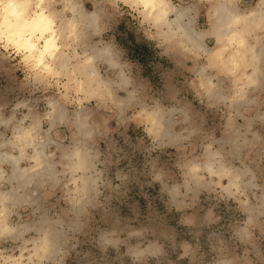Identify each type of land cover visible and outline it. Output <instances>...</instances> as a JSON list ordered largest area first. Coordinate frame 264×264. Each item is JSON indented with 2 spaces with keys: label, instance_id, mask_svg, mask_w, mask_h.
Returning <instances> with one entry per match:
<instances>
[{
  "label": "rangeland",
  "instance_id": "1",
  "mask_svg": "<svg viewBox=\"0 0 264 264\" xmlns=\"http://www.w3.org/2000/svg\"><path fill=\"white\" fill-rule=\"evenodd\" d=\"M80 1L86 10L102 13L97 1L94 6ZM178 1L170 0L189 7L192 26L210 34L215 0L201 4V11L207 6L208 31L194 26L196 3ZM258 1L233 4L242 14ZM111 2L125 21L116 39L147 40L135 11ZM61 4L48 0L46 8ZM154 27L178 52L201 53L197 62L163 59L160 48L153 57L139 47L144 60L126 64V73L115 42L104 40L117 61L115 67L103 62L109 71L102 61L95 63L99 80L112 85L108 95L95 94V81H82L77 70L58 69L57 61L43 69L0 39V154H22L18 168H31L33 145L44 142L43 160L50 165L16 191L15 180L6 179L12 164L0 158V198L9 194L0 199V212L13 231H0V264H264V76L239 88L240 60L224 52L211 57L213 34L215 42L203 38V47L181 50ZM256 38L254 32L247 37L251 44ZM98 40L99 34L90 42ZM82 46L77 38L64 46L71 65ZM259 67L264 72V60ZM244 71L250 74L252 68ZM121 73L128 82L119 86ZM213 87L223 99L209 92ZM238 90L245 91L241 97ZM55 106L63 115L52 121ZM77 112L91 127L80 139L91 165L73 171L74 156L64 152L76 144ZM155 114L165 118L158 125L164 124L168 135L153 127ZM27 133L34 141L23 147ZM84 174L92 179L87 192L82 191ZM12 191L22 193L18 202L11 200ZM45 226L59 233L53 237L56 248L38 256L35 247Z\"/></svg>",
  "mask_w": 264,
  "mask_h": 264
},
{
  "label": "bare ground",
  "instance_id": "2",
  "mask_svg": "<svg viewBox=\"0 0 264 264\" xmlns=\"http://www.w3.org/2000/svg\"><path fill=\"white\" fill-rule=\"evenodd\" d=\"M46 1L48 0H0V39H3L5 44L13 45L16 50L21 52L24 59L32 61L34 65L40 66L43 69H52L50 61H57L58 69L77 70L81 74L80 78L82 81H95L97 86L95 94L108 95L112 85L108 82L104 84L103 81L99 80L95 63L99 60L115 67L117 61L111 45L107 41L98 40L90 42V36L98 32L101 10H86L84 4L80 0H61L62 4L60 8H54L52 10L46 8ZM124 1L141 7L146 17L163 33V36L169 41L173 40L174 45H178L181 50L191 48L199 49L203 47V38L206 33L198 31L192 26V17L189 16V7L184 5L176 6L171 3L170 0ZM263 3L264 0H259L254 7L242 14L233 4V0H215V2L212 3V29L210 30V34L215 36L216 48L210 52V55L212 57L224 52L230 57H233L232 59L235 62H239L240 60L239 63L242 67L241 70L243 69V73L235 80L239 88L245 85L248 86L252 84V81L255 82L260 76H264V72H262L259 67L260 62L264 60ZM68 12L70 14L67 15ZM171 14L173 15L172 17H170ZM56 19H59V21L57 22ZM251 32L258 35V39L256 38L253 44L247 39ZM73 38L80 39L83 42V46L78 55L79 59L76 60L74 65H71L70 55L65 51V48L70 44ZM233 43L234 45H232ZM223 60H225L224 55ZM234 65L236 66V64ZM248 66L252 68L250 74L244 71ZM117 82L119 86L125 85L128 79L121 73L120 80ZM106 90L109 91L106 92ZM209 92L223 99L218 88H210ZM244 92V90H238L236 96L241 97ZM98 97L101 99L100 96ZM237 101L238 99L234 102ZM123 102L124 98L119 101V105H123ZM58 108L59 106H55L56 115L52 121L56 118H61L63 115V112ZM79 113L77 112L74 116L77 126L76 133L74 134V141L76 144H74V147L72 146V148L64 152L65 156H74V160L71 162L73 171L79 168L85 170L91 165L89 154L86 149L81 146L80 141L82 137L88 135L91 127H89L86 119L79 115ZM151 121L155 129L157 127L159 131H162L164 134H169V130L164 124L161 128L158 125L165 122V118H161L160 115L155 114L151 116ZM33 141L32 136L27 133L23 138L22 145L24 147L26 144L32 143ZM43 143L44 142H38L36 143L37 145H33L34 150L33 153L29 155V158L33 157L35 163L31 168L27 169L18 168L17 166V161L22 154L14 156L8 152H1L0 158L3 161H10L12 164L11 172L6 179L10 181L12 179L15 180L17 186L15 190L18 189V187H23L30 180L32 173L42 175L48 170L50 165L43 160ZM205 167L210 169L211 163L208 162ZM231 181L232 177H230V182ZM91 183L92 179L84 174L82 176V191L87 192L91 187ZM15 192L12 191L10 193L11 200L14 201L17 199L16 201L18 202V198L21 197L22 193L20 195ZM6 194L9 195L8 193ZM6 194H3L0 199H3L5 196V198H7ZM1 216L2 211L0 212V231L6 229L9 233L12 231V228H10L11 230L7 228L8 226L2 221ZM46 226L44 227L45 229H41L43 231V236L40 239V243L35 247V254L38 256L44 253L46 254L50 250L53 251L56 248V245L54 246L53 237H57L59 233H55L54 230L51 231L50 227L47 228ZM13 229L15 230V228ZM6 231L4 232L6 233ZM53 255L55 256L54 252ZM52 256H50V258Z\"/></svg>",
  "mask_w": 264,
  "mask_h": 264
},
{
  "label": "crops",
  "instance_id": "3",
  "mask_svg": "<svg viewBox=\"0 0 264 264\" xmlns=\"http://www.w3.org/2000/svg\"><path fill=\"white\" fill-rule=\"evenodd\" d=\"M90 3L94 6V2L100 4V7L102 9V13L100 15L99 20V28L98 32L94 34L93 36H90V39L94 36H97L99 34L100 40H108L113 44V41L115 42V46L120 50L119 59L121 64L123 65L124 69L126 70V73L128 72V69L126 67V64H133L134 62H141V60H144L143 54L140 52L139 47H146L148 54L151 53V55L154 57L156 54V51L158 48H160V52L162 53L163 59H168L169 61H175L179 63H187L188 60H191L192 62H197V59L199 56H201V53L194 54L191 52H178L174 46L172 47L170 44L166 43L163 38H161L160 34H157V30L151 24L148 20L144 19L142 13L139 10L138 6H135L134 4H128L124 2L123 0H113L114 3L117 5L119 3H123L124 5H128L131 7L135 13L137 14L139 23H138V30L142 29L143 33L148 37L147 40L144 42H135V41H128L125 43L123 38H120L119 40L116 39L117 37V31L122 28V25H124L125 21L123 19L117 18V15L119 14V10L116 6H113V3L111 0H88ZM188 1V0H187ZM196 3V5L193 6V12L195 16L193 17L195 21V27L203 29L204 31H208L209 24H208V14L206 11L207 6L204 10L201 11V4L206 3V0H192ZM180 0L178 1V3ZM121 12L120 14H122ZM120 21V24L118 22ZM203 21V22H202ZM202 22V23H201ZM133 24H136L135 21H132ZM142 25V26H141ZM111 31L112 33L107 36H103V34ZM116 31V33H114ZM212 39L213 42H215L213 36L210 34H206L204 37L205 43H207L208 39ZM139 39V38H137ZM142 41V40H141ZM142 45V46H141ZM208 46V45H207ZM212 47V46H209ZM203 63H206L208 60L206 59V54L203 55ZM102 66L105 67V70L109 71L112 68H109L106 66L103 62L101 63ZM207 69H210V72H214L216 74V70L214 67L206 66ZM215 70V71H214ZM219 76L221 78H225V76L221 73H219Z\"/></svg>",
  "mask_w": 264,
  "mask_h": 264
}]
</instances>
